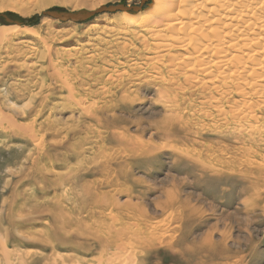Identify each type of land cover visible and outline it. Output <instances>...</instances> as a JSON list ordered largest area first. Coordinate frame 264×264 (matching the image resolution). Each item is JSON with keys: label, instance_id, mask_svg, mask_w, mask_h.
Returning <instances> with one entry per match:
<instances>
[{"label": "rangeland", "instance_id": "1", "mask_svg": "<svg viewBox=\"0 0 264 264\" xmlns=\"http://www.w3.org/2000/svg\"><path fill=\"white\" fill-rule=\"evenodd\" d=\"M0 4V36L8 39L0 45V106L16 122L0 125V264H201L209 262L204 253L197 259L185 248L209 246L203 242L209 237L218 247L209 264H264V178L257 176V170H264V142L239 134L241 124L229 119L235 108L234 114L253 109V101L250 108L240 103L246 105L242 110L222 100L228 104L219 110L205 99L220 98V93L192 88L183 76L173 83L151 65L134 70L130 63L142 65L143 56L152 52L147 55L142 40L123 34L121 12L83 22L46 15L110 5L143 15L154 0ZM17 27L30 33L20 34ZM117 42L133 48L135 56L115 52ZM172 53L184 55L175 48ZM165 90L169 96H162ZM79 106L98 111L102 121H92ZM177 113L182 118L173 124L176 136L170 137L159 124ZM260 120L252 124L262 127ZM115 225L127 229L125 240L117 243L111 233ZM105 238L112 239L110 245Z\"/></svg>", "mask_w": 264, "mask_h": 264}, {"label": "bare ground", "instance_id": "2", "mask_svg": "<svg viewBox=\"0 0 264 264\" xmlns=\"http://www.w3.org/2000/svg\"><path fill=\"white\" fill-rule=\"evenodd\" d=\"M30 1H36L37 4L43 3V4L53 5L56 3L59 4L61 0H30ZM15 3H17V2H15ZM10 7H11V5H10ZM3 8L0 7V10H2ZM132 10L135 12L138 9L135 8ZM121 13L122 14L120 15V20H121L120 22H122L125 25V26H123V29L125 30V31H123V34L127 35L128 37H131L133 40H136V41L142 40L141 46L143 48L141 50L146 52L147 55H148V53L151 54V52H152V55H150L149 57H146L145 55L143 56L144 57L143 59H145L146 63H143L142 65H140L139 63L136 62L132 65V63L129 62L130 67H132V68L134 67L137 70V69L143 68V66H145V65L147 67H148V65H151L153 70H156L159 75L168 74L166 76H169L168 78H170L173 83L177 84V81L183 76V77H185L184 78L185 82L187 84H189V86L192 88L200 86L202 89H204L203 91L210 89V92H212L211 95L215 94V93H220V98H217L213 95H212V97H209V96H211L209 94V96H207L209 98L205 99L207 104L208 103H209V105H210V103H211V105L214 104L215 108L219 109V110L224 109V108L221 109L220 106L225 107L228 104V103L227 104L226 103L221 104L222 100H225V102H231L232 105H230L231 103H229V105H230L229 107L231 109H234V107L239 106V105L240 106L244 105L245 103H248V107L250 108L251 105L254 104L255 105L254 108H258V109H254L252 106L253 109L245 110L246 107H244L245 108L244 111H238L236 114H234V110L236 108L233 111L231 110L230 112L233 113V114L231 113L233 118H229V119L233 120V124L236 121L241 124L240 125L237 123L238 125H240V127H237V129H236V131L239 134L245 135L248 137L250 136V138L254 139L253 141L256 143H263L264 142V128H262V127H264V125L262 127H260L259 126L260 124L257 126H254L252 124V123L257 124L259 121H261L260 119H264V118H261L262 115L261 116L259 115V114H263L262 112L264 111V110L262 111V109H264V107H262V106H264V0H154V4L151 7H149L148 10H146L143 13V15H137L140 12L137 14L131 13L130 9H126L124 12H121ZM108 21H110V20L108 19ZM17 25L22 26L20 21L17 23ZM107 25H108V23H107ZM110 25H112V24H110ZM107 27L108 26H106V28ZM106 28H104V30ZM114 28L117 29L116 27H114ZM115 29H113V30H115ZM17 30H18L17 32H19L20 34L30 33V30L27 28L17 27ZM109 30H111V29H109ZM113 30L111 31V33H113ZM119 30L122 33V31H121L122 29L120 28ZM2 32H3V29L0 28V34ZM120 32H118V33H120ZM118 38H120V37L118 36ZM91 39L93 40V38H91ZM105 39H106V37L104 38V41H105ZM111 40H108V41H111ZM6 41L8 42V39H6L4 37V35L0 36V45L2 44V47H4L3 44H5ZM45 41H47V40H45ZM114 41H116V40H114ZM130 42H131V40H130ZM101 44H103V43H101ZM119 44L117 42V44H115L116 46L114 45V47L116 48L115 52L119 53V52L124 51L123 52L124 54H128V53L132 52L133 48L129 49L127 44H125L124 46L121 44H120L121 45L120 46ZM6 45H8V44H6ZM130 45L131 44H129V46ZM102 46H104V44ZM102 46H100V47H102ZM110 46L112 47V45H110ZM102 48H104V47H102ZM174 48L184 52V55L175 56L176 54L172 53V50ZM44 49H46V48H44ZM47 49L49 50V48H47ZM61 49L62 48H60V50ZM1 50H3V49H1ZM56 54H57V52H56ZM98 54H100V53L97 52V55ZM107 55H110V54H107ZM9 56H11V55H9ZM68 56L69 55H67L66 58H68ZM71 56H73V55H71ZM133 56H135V55H133ZM110 57H111V55H110ZM126 57H127V55H126ZM139 57H138V61H139ZM89 58H90V56H89ZM94 59H95V57H94ZM92 60H93V55H92ZM96 61H97V59H96ZM84 63H86V62H84ZM91 63L89 62V64H91ZM61 65H63V64H61ZM82 65H84V64H82ZM127 65H129V64H127ZM127 65H125V66H127ZM130 67H129V69H131ZM51 69H49V70H51ZM52 70L55 71L54 68ZM124 70H126V69H124ZM131 70H130V72H131ZM105 71H107V70H105ZM52 73H55V72H52ZM110 73H111V71H110ZM110 73H107V74H109V76H110ZM116 73H117V71H116ZM116 73H114V74H116ZM153 73L157 74L156 72H153ZM55 74H56L58 79L62 78L63 74L62 75L59 74L61 76H58V72H56ZM94 74H95V72H94ZM129 75H127V76H129ZM77 76H79V75H77ZM85 76H87V75H85ZM116 76H117V74H116ZM124 76H125V74H124ZM143 76L144 75H142V77ZM52 78H55V77H52ZM65 78H66V76H65ZM130 78H132V77L130 76ZM140 78H141V76H140ZM62 79H64V78H62ZM170 79H169V81H170ZM80 80H79V82H80ZM121 80L122 79H120V81ZM81 82H83V81H81ZM104 84H106V82ZM112 84H114V83H112ZM121 84H124V83H121ZM102 86H103V84H102ZM70 87H74V86H70ZM122 87H123V85H122ZM170 87H171V85H170ZM106 89H103V90H105V92H106ZM166 89H168V87ZM174 89L175 88H173V90ZM178 89H179V92L182 90V88L180 86H178ZM175 90H177V89H175ZM165 91H166V93L161 91V93L163 94V95L161 94L162 96H164V94L166 95L167 91H169V90H165ZM94 93L98 94V92H94ZM234 93L236 95L235 97H238L239 100H234L232 98ZM123 94H126V93H123ZM119 95H121V94H119ZM166 96H169V95H166ZM124 97H125V95H124ZM175 97L176 96H173L174 99H175ZM129 98H127V99H129ZM134 98H135V96H134ZM80 99H84V98L80 97ZM127 99H125L124 101H126ZM131 99H129V100H131ZM101 100H104V99H101ZM120 100H121V97H120ZM165 100H166V98H164V101ZM81 101H84V100H81ZM106 101H107V99H106ZM132 101H133V99H132ZM203 101H204V99H203ZM251 101H253V102H251ZM206 102H202V103H206ZM242 102L244 104H240ZM250 102H251V105H249ZM77 103H76V105H77ZM85 104H87V101ZM3 105L5 106L6 102L3 103ZM99 105L100 104H98V106ZM209 105H208L209 108L213 107V106H209ZM177 106H178V104H177ZM203 106L207 107L204 104H203ZM244 106H246V105H244ZM242 107L243 106H241L240 109H242ZM80 108H83V107L81 106ZM216 109H215V111L217 112ZM84 110L88 111L86 113L88 115H90V118H92V121H94V120L98 121V122L102 121V116H100L98 111L89 112L90 108H88V107H84L83 111ZM219 110H218V112H219ZM237 110H239V108ZM200 111H202V108ZM207 111H205V113ZM175 113H176V111H175ZM202 113L204 115V112H202ZM224 113H225V111H224ZM177 115H179V114L177 113L175 116H166L165 118H163L164 119L163 121H160L162 123L159 124L160 127L165 128V129H163V131L166 133V135H168L170 137L176 136L175 131L177 129L173 128L174 127L173 124L176 121H178V119L181 120V118H182V116H181V118L176 117ZM206 115H207V113L205 114V116ZM209 115H208V117H209ZM229 115L230 114L228 113L227 117H230ZM184 116H186V115H184ZM210 116H212V115H210ZM206 118H207V116H206ZM11 121L13 122L12 126H15V123H16V122L14 123L15 120L12 119V117L9 114H7L4 109H1V106H0V125H3L4 123H12ZM191 122H193V121H191ZM202 125H203V123H202ZM207 126H209V124ZM20 127H21V125H20ZM22 127H23V125H22ZM25 130L26 131L29 130L28 125H25L24 129L22 131H24L26 133ZM156 130H158V129H156ZM183 130L184 129L181 128L179 131H183ZM214 130H215V128H214ZM30 132L33 133L34 131L33 132L30 131ZM31 133H29V135ZM116 135H118V134H116ZM31 136H33V135L31 134ZM256 136H258V137H256ZM36 137H33V139L35 140ZM37 140H39V139H37ZM239 140H241V139H239ZM244 140H246V139H244ZM122 143H125V142L123 141ZM37 144H39V143L37 142ZM128 145H127V147H128ZM141 147H139V148L141 149ZM250 147H251V145H250ZM244 150H245V147H244ZM259 153H260V151L259 152L256 151L254 153V155L259 156ZM262 157H263V155H262ZM259 159H261V158H259ZM261 160H263V159H261ZM255 162L256 161L253 160V164ZM259 164L261 165V163H258V165ZM254 167L256 169L259 168V166L258 167L254 166ZM249 171H251V168H249ZM257 174H258L257 176H259L258 178H260V177L264 178V170L263 169L257 170ZM253 179H254V177H253ZM260 179H258V180H260ZM262 181H264V180H262ZM253 182H255V181L253 180ZM261 191H262V189H261ZM253 193H257V192H255V190H254ZM259 194L261 195V192ZM257 197H258V195H257ZM188 206L186 208H188ZM118 207H121V206H118ZM57 216H58V218L60 217L59 215H57ZM61 220H63V218ZM64 221H65V219H64ZM116 222H118V221L116 220ZM116 227L117 226L115 225L111 229L112 238L114 239L113 243L114 242L117 243V242H120L121 240H123L124 239L123 236L125 234V231H127V229L118 228V227L116 228ZM97 232H98V230H97ZM107 234H109V233L107 232ZM209 238H208V240L205 239L203 241L204 244L209 243V246H207V244H206V247H204L205 245L204 246L199 245L202 247H198V248L187 246L185 248L186 251L188 253L192 254L193 257L197 254V259L199 257L198 256L199 253H204V255H205L204 257L207 258V260H209V262L212 261L214 254L217 253L218 247L216 248L215 243H213L211 238L210 239ZM101 240L106 241L105 242L106 245H110L112 239H110V238L106 239L105 238V240L104 239H101ZM108 240H110V242ZM118 246H121V244H118ZM106 247H108V246H106ZM119 250H120V248L117 247L116 251H119ZM222 250L223 249H220V251H222ZM222 252H224V251H222ZM111 253H113V252H111ZM115 254H116V256H119V253L116 252ZM113 255H114V253H113ZM201 255L203 256V254H200V256ZM114 257H115V255H114ZM224 258H228V257H224ZM209 262L207 263V261L206 262L201 261V264H204V263L209 264Z\"/></svg>", "mask_w": 264, "mask_h": 264}, {"label": "water", "instance_id": "3", "mask_svg": "<svg viewBox=\"0 0 264 264\" xmlns=\"http://www.w3.org/2000/svg\"><path fill=\"white\" fill-rule=\"evenodd\" d=\"M127 8H125L122 5H110L102 7L101 9L94 11V12H88V11H81L76 13H70V12H47V16L61 20L63 22H83L86 20H89L91 18L97 17L99 15L103 14H116L119 12H124ZM11 21L6 20V23L9 24ZM18 23V22H17ZM16 23V24H17Z\"/></svg>", "mask_w": 264, "mask_h": 264}]
</instances>
